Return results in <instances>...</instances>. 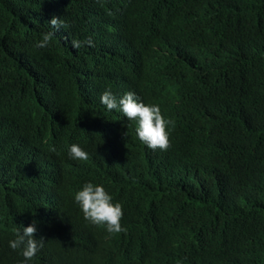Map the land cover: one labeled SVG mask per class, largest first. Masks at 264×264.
<instances>
[{
  "label": "trees",
  "instance_id": "16d2710c",
  "mask_svg": "<svg viewBox=\"0 0 264 264\" xmlns=\"http://www.w3.org/2000/svg\"><path fill=\"white\" fill-rule=\"evenodd\" d=\"M131 26L145 46L177 53L157 83L183 135L156 156L164 171L137 186L122 182L121 197L151 194L160 205L149 217L125 209L129 225L117 239L145 264H264V0H0L1 224L35 222V237L47 241L95 231L74 199H44L67 195L62 175L38 183L39 192L20 168L34 147L50 148L62 165L64 150L87 139L97 156L70 169L73 185H114L137 147L100 95L122 79ZM46 32L49 43L36 47ZM74 41L102 67L88 69L91 55H75ZM134 49L137 73L148 65L138 39ZM115 147L114 161L100 160Z\"/></svg>",
  "mask_w": 264,
  "mask_h": 264
},
{
  "label": "clouds",
  "instance_id": "9594fccd",
  "mask_svg": "<svg viewBox=\"0 0 264 264\" xmlns=\"http://www.w3.org/2000/svg\"><path fill=\"white\" fill-rule=\"evenodd\" d=\"M58 22L59 19L53 17L48 23L55 27ZM127 31L129 33L124 35L121 49L130 55V59L121 70L122 79L111 86L112 90L105 88L100 95V102L106 106L105 111L115 109V115L122 119L123 123L117 124L118 128L123 133L134 131V135H127L132 136L137 147L130 156L122 159L123 164L116 174L114 185L107 188L101 183L91 181L82 186L73 185L70 169H77L91 157L97 156L95 150L98 145L87 139L73 142L64 150L62 165L54 162L50 148L34 147L20 168L28 170L29 187L39 192L45 191L36 187L38 183L62 175L67 195L61 196L49 191L44 199L52 202L68 196L74 199L81 216L87 223L95 224V231L84 230L79 235L67 236L59 241H47L41 234L35 237V222L3 226L0 219V235L8 240L7 243H0V264H145L138 251L117 237H121L129 225L125 221V209L149 217L152 216L149 213L151 208H157L160 202L154 195L146 193H139L130 201L121 197L119 190L124 181H131L137 186L148 177L164 171L167 162L157 159L156 156L171 150L177 144L179 136L183 135L178 128L176 113L170 109L168 92L157 83L170 77V69L177 53L145 46L133 26ZM53 35V32L44 33L35 46H47ZM137 39L145 50L148 66L135 73L131 65L135 58L134 45ZM79 43L73 42L72 52L78 55L83 50L88 51L91 55L88 69H100L103 65L102 57L88 48L81 49ZM70 53L71 51L65 58L71 65ZM117 155L118 150L115 147L108 152L101 150L98 157L110 163ZM176 190L177 188L172 194ZM70 216L77 215L70 214L66 220ZM176 264H182V261L177 260Z\"/></svg>",
  "mask_w": 264,
  "mask_h": 264
},
{
  "label": "bare ground",
  "instance_id": "6f19581e",
  "mask_svg": "<svg viewBox=\"0 0 264 264\" xmlns=\"http://www.w3.org/2000/svg\"><path fill=\"white\" fill-rule=\"evenodd\" d=\"M206 31V30H205ZM208 32V31H207ZM264 99V98H263ZM216 114V113H215ZM263 129V128H262ZM264 131V130H263ZM235 183V182H234ZM62 237V236H61Z\"/></svg>",
  "mask_w": 264,
  "mask_h": 264
}]
</instances>
